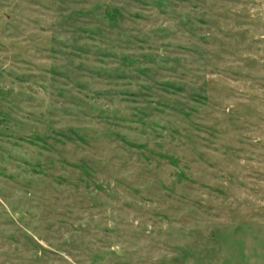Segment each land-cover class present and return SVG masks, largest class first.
I'll return each mask as SVG.
<instances>
[{
  "label": "rangeland",
  "instance_id": "374dc122",
  "mask_svg": "<svg viewBox=\"0 0 264 264\" xmlns=\"http://www.w3.org/2000/svg\"><path fill=\"white\" fill-rule=\"evenodd\" d=\"M0 264H264V0H0Z\"/></svg>",
  "mask_w": 264,
  "mask_h": 264
}]
</instances>
